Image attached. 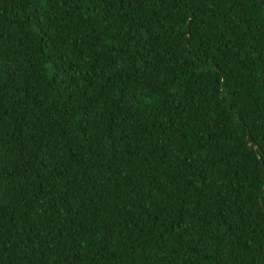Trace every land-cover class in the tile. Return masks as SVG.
I'll return each mask as SVG.
<instances>
[{"label":"trees","instance_id":"16d2710c","mask_svg":"<svg viewBox=\"0 0 264 264\" xmlns=\"http://www.w3.org/2000/svg\"><path fill=\"white\" fill-rule=\"evenodd\" d=\"M0 264H264V0H0Z\"/></svg>","mask_w":264,"mask_h":264}]
</instances>
